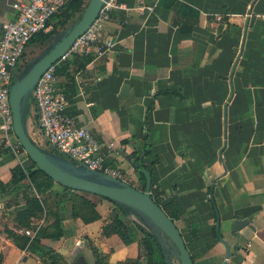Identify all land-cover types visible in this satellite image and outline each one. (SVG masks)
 Returning <instances> with one entry per match:
<instances>
[{
	"label": "crops",
	"instance_id": "0c3cea01",
	"mask_svg": "<svg viewBox=\"0 0 264 264\" xmlns=\"http://www.w3.org/2000/svg\"><path fill=\"white\" fill-rule=\"evenodd\" d=\"M24 1L0 0V37L2 23L15 16L13 4ZM120 1L123 6L110 12L100 33V40L112 41L111 49L58 66L66 114L110 146L107 162L133 186L139 181L128 155L147 137L143 160L165 191L163 201L182 209L176 222L194 264H222L225 258L213 203L219 234L232 251L227 264H264V0H173L171 7L167 0ZM38 48L27 46L31 53L22 71L35 61ZM17 66L15 76L21 73ZM27 103V131L43 148L48 142L38 133L32 94ZM17 164L26 168L31 160L23 153L19 160L0 153L1 182L11 179ZM21 184L0 191V264H42L7 234L26 229H17L16 213L35 190L28 177ZM86 197L99 219L84 223L65 207L63 236L42 238L41 244L60 254L64 264H72L75 254L93 264V248L108 255L109 263L136 258L144 234L134 215L127 226L130 243L124 244L109 227L120 213L117 205L98 195ZM234 219L249 224L235 233Z\"/></svg>",
	"mask_w": 264,
	"mask_h": 264
},
{
	"label": "built area",
	"instance_id": "2783aa9c",
	"mask_svg": "<svg viewBox=\"0 0 264 264\" xmlns=\"http://www.w3.org/2000/svg\"><path fill=\"white\" fill-rule=\"evenodd\" d=\"M69 0H26L13 4V19L2 23L0 37V146L19 160L23 149L13 133L12 113L9 106V90L14 71L31 38L47 31V22ZM123 6L120 0H104L97 17L84 33L78 36L67 52L60 58L74 56H103L113 45L112 41L100 40V33L113 9ZM58 61V62H59ZM52 64L37 80L32 96L36 110L38 133L47 144L68 155L79 164L100 171L113 178L124 180L118 167L106 163L110 146L101 143L88 129L77 124L73 116L66 114L68 101L59 88ZM33 141V140H32ZM35 143V142H34ZM44 223V216L30 219L31 228L20 232L33 238Z\"/></svg>",
	"mask_w": 264,
	"mask_h": 264
},
{
	"label": "trees",
	"instance_id": "16d2710c",
	"mask_svg": "<svg viewBox=\"0 0 264 264\" xmlns=\"http://www.w3.org/2000/svg\"><path fill=\"white\" fill-rule=\"evenodd\" d=\"M172 2L173 0H167V2H165L166 7H171ZM85 5L86 0H69L59 11L54 13L51 16L50 20L47 22V27L51 28L47 31H42L34 35L27 46L37 44L39 47H42V44H47V41L55 36L56 30L58 28H63L67 25V23L75 22L80 17ZM184 7H186V11H189L188 13H193L194 16L198 15L197 12L193 9L187 6ZM26 48L19 60L20 62L22 61L23 64H17V70L22 73V68L27 63L26 58L31 53V51H26ZM64 61L65 60H61L57 63L55 67V75H57V72L59 70V64ZM145 139L146 141L142 143L141 148L135 149L130 155H128V158L131 159V162H134L136 165L135 172L138 177L139 186L135 185L134 187L140 190H144L146 184L145 173H147L150 179L149 191L151 198L176 224L188 250V241L185 240L184 234L176 222L182 216V209L172 202L163 201L165 191L154 176L151 166L146 164L143 160V153L146 152L148 147L147 137ZM41 149L45 151L43 148ZM1 152L8 151L0 146V153ZM47 152L57 155L64 160L71 161L74 164H79L71 159L68 155L57 151L51 146L48 147ZM106 163L109 164L107 160ZM27 177L33 183V186L39 193H48L50 196H53V198L48 200L47 196L43 199V201H41L35 196H30L26 201V207L16 213V220L19 223L17 229L30 228V219L32 217H40L45 209L47 211L46 216L51 217L52 220L49 223H44L36 231V234L33 238H30L29 236L18 232L16 233L15 231L11 230H7V234L10 238L13 239L14 244L19 249L27 250L30 253L35 254L39 257L42 264H64V258L60 254L54 252L52 249L42 245L40 240L42 238H50L56 240L63 236L61 220L65 207H67V211L73 218H80L84 223L95 221L99 219L100 215L95 209V204L86 197L88 195L87 192L73 190L54 182L44 172L38 169L32 161L31 165L26 168H22L21 165L17 164L11 171V179L6 183L0 181V191H3L5 189L9 190L10 188L14 190L20 189L23 185L21 184L22 181ZM57 184L61 186L63 191L62 194L65 193L64 195H60L59 191L56 192L57 190L54 189L55 185ZM102 198L107 199L105 197ZM107 200L115 203L110 199ZM48 204L51 205V208L49 210H47V207H49ZM115 204L117 205L120 213L113 214L112 221L109 227L111 232L117 234L124 244L130 243L127 226L134 222L133 219H131V216L134 215L139 220L135 223V225L140 231L143 232L144 239L139 243L138 256L134 259L128 258L116 263H109L108 255L99 253L96 249L93 248V264H167L166 248L163 246V243L160 241L159 237L154 231L153 225L149 223L148 219L140 213L134 211L130 207L118 203ZM213 207L216 209L214 203ZM189 233L191 237L195 235L194 230H189Z\"/></svg>",
	"mask_w": 264,
	"mask_h": 264
},
{
	"label": "water",
	"instance_id": "95a60500",
	"mask_svg": "<svg viewBox=\"0 0 264 264\" xmlns=\"http://www.w3.org/2000/svg\"><path fill=\"white\" fill-rule=\"evenodd\" d=\"M103 1L88 0L80 17L66 32L44 54L36 59L21 76L19 75L14 78L9 90V106L12 113L13 133L28 158L54 182L73 190H80L105 197L115 203L130 207L148 219L161 242L163 239L159 236L156 229H159L164 234V237L166 236L177 253L179 264H194L176 224L151 198L149 191L150 179L147 173H145L146 184L144 190L137 189L126 181L113 178L82 164H74L57 155L43 151L41 147L32 141L27 131L23 116V105L25 107L26 104V101L23 104L24 98L32 94L34 86L40 76L52 64L58 62L75 39L86 31L97 17ZM67 165L75 172L68 170L66 168ZM131 165L136 168L134 162H131ZM209 195L212 201V185ZM215 211L217 217L215 232L218 240L225 247V258L222 264H227V260L231 256L232 251L229 243L219 234L218 212L216 209ZM248 224L249 221L247 219H234L231 224V230L239 233ZM162 243L165 248H168L167 243ZM234 246L237 247V243ZM166 263L170 264L167 254ZM72 264H88V262L82 254H75Z\"/></svg>",
	"mask_w": 264,
	"mask_h": 264
},
{
	"label": "rangeland",
	"instance_id": "374dc122",
	"mask_svg": "<svg viewBox=\"0 0 264 264\" xmlns=\"http://www.w3.org/2000/svg\"><path fill=\"white\" fill-rule=\"evenodd\" d=\"M87 1L88 0H86V3H87ZM72 23H74V22H69V23H67V25L65 26V27H63V28H58L57 30H56V33H55V36H53L52 38H50L48 41H47V44L46 43H44V44H42V47H39L35 52H34V55L32 56V59H34V60H36V59H38L42 54H44L50 47H51V45L57 40V39H59L65 32H66V30L72 25ZM51 27H49L48 28V30L50 29ZM34 62V61H33ZM32 64V63H31ZM25 71V70H24ZM23 71V72H24ZM23 73L21 72L19 75L21 76ZM15 77H18V76H15ZM29 97L30 96H27V97H25L24 98V100H23V104H25V101H26V104H25V107H24V105H23V116H24V118H25V123H26V118H27V114H28V112H27V109H28V101H29ZM50 145L48 144L47 146L43 143V149L45 150V151H48V147H49ZM23 154H25V152L23 151ZM16 159V158H15ZM60 161V160H59ZM66 168L68 169V170H70V171H72V172H75L70 166H66ZM125 177V176H124ZM32 183V182H31ZM138 186H139V183L137 184ZM32 186H33V183H32ZM57 186L58 187H61L60 185H58L57 184ZM33 188H34V190H35V192L32 190V194H33V196L35 195L36 196V198H38V199H40L41 201H43V199H44V195H43V193H39L36 189H35V187L33 186ZM88 193V192H87ZM48 194V193H47ZM47 194H45V196L47 195ZM88 194H91V193H88ZM95 195V194H94ZM48 196V197H47ZM46 197L48 198V199H52L53 198V196H50L49 194L47 195ZM63 201H64V199H63ZM41 216H44V222H45V219L47 220V216L44 214V212L42 213V215ZM40 216V217H41ZM40 217H37V219L38 218H40ZM134 219L136 220V221H139L135 216H134ZM32 227V226H31ZM30 227V228H31ZM156 231L158 232V234H159V236L163 239V241L162 242H164V243H167L168 244V248H166V251H167V258L170 260V264H179V259H178V257H177V253H176V251H175V249L173 248V245L169 242V240L166 238V236L164 237V234H162L161 233V231L159 230V229H156Z\"/></svg>",
	"mask_w": 264,
	"mask_h": 264
}]
</instances>
